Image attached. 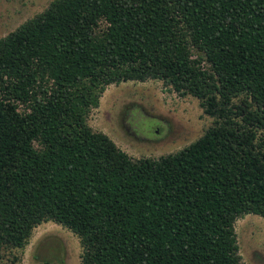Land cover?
<instances>
[{
	"label": "trees",
	"instance_id": "16d2710c",
	"mask_svg": "<svg viewBox=\"0 0 264 264\" xmlns=\"http://www.w3.org/2000/svg\"><path fill=\"white\" fill-rule=\"evenodd\" d=\"M149 80L214 123L135 159L88 118ZM247 215L264 219V0H54L0 39V253L53 222L81 264H244Z\"/></svg>",
	"mask_w": 264,
	"mask_h": 264
},
{
	"label": "rangeland",
	"instance_id": "374dc122",
	"mask_svg": "<svg viewBox=\"0 0 264 264\" xmlns=\"http://www.w3.org/2000/svg\"><path fill=\"white\" fill-rule=\"evenodd\" d=\"M52 1L0 0V39L44 12ZM213 123L199 100L182 98L159 80L109 86L99 108L88 118L94 131L109 136L135 159H158L176 153L200 138ZM235 228L242 262L264 264V219L247 215L236 222ZM82 253L75 234L49 222L34 229L24 249L2 251L0 264H11L14 256L20 264H81Z\"/></svg>",
	"mask_w": 264,
	"mask_h": 264
},
{
	"label": "flooded vegetation",
	"instance_id": "af4514ba",
	"mask_svg": "<svg viewBox=\"0 0 264 264\" xmlns=\"http://www.w3.org/2000/svg\"><path fill=\"white\" fill-rule=\"evenodd\" d=\"M124 127H125L126 130L129 132L130 129L126 126V124L124 125Z\"/></svg>",
	"mask_w": 264,
	"mask_h": 264
}]
</instances>
